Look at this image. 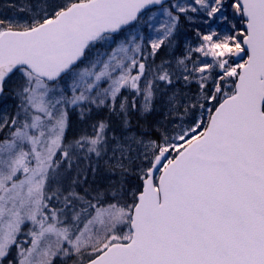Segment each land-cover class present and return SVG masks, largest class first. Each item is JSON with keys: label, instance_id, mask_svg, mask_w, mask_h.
Returning a JSON list of instances; mask_svg holds the SVG:
<instances>
[{"label": "snow or ice", "instance_id": "obj_1", "mask_svg": "<svg viewBox=\"0 0 264 264\" xmlns=\"http://www.w3.org/2000/svg\"><path fill=\"white\" fill-rule=\"evenodd\" d=\"M189 13L217 26L174 70L146 67ZM181 80L198 84L195 102ZM14 82L17 111L0 117V264H264V0H53L0 20V98ZM160 82L176 118L145 139L127 114L136 97L151 112ZM93 107L123 115L124 132L100 121L68 141L69 108L84 119ZM93 156L121 176L142 156L141 185L84 189L78 161Z\"/></svg>", "mask_w": 264, "mask_h": 264}, {"label": "rangeland", "instance_id": "obj_2", "mask_svg": "<svg viewBox=\"0 0 264 264\" xmlns=\"http://www.w3.org/2000/svg\"><path fill=\"white\" fill-rule=\"evenodd\" d=\"M3 1H6V0H3ZM51 2H53V0H11V2L10 3L8 2L7 5L6 3H4L3 5V7H5L6 9L8 6H11V5L15 6V8L10 13H8V9H7L8 14L5 17V20H17V21L30 20L32 18V15H34L39 9L46 8L48 4ZM177 2L187 3L188 0L172 1V3H177ZM233 12H234V9H232L231 7H228L227 13L230 18L233 16ZM188 15L192 17L191 20L187 19L184 14H181V18L179 22H186L187 29L195 28L196 31L193 32L192 34L196 38H197L196 33L198 30L200 31V25L202 23V20L205 21V25L209 21L212 22V18H209L210 19L209 20L205 15L201 13H189ZM207 30L208 28L207 26H205L204 32H206ZM194 37L190 36L182 40V48H183L182 53L183 54H185L188 46H195L197 44V42H194ZM143 44H144V55L148 56V52L150 51V48L148 47V41L147 40L143 41ZM183 56L184 55H181V57ZM145 63H146V67L151 66L152 68H155L156 66H158L157 61H155V57L149 56L148 59L145 61ZM161 84L164 87V84L162 82ZM16 87H17V83L15 82L12 84H7L5 96L0 99V117H3L5 114H7L8 117H11L17 111V108L20 102L15 95ZM195 87L199 91V87L197 86ZM171 91L172 89L170 90V94H171ZM176 91L182 94L185 100H188V101L192 100V102H195L194 97L198 94V91L191 92V90H188L189 94L191 95V96H188V95H185V93H183L179 89L178 90L176 89ZM127 92L128 91H125L123 95H125ZM161 93H162V90L156 93V99L159 97ZM138 98L141 101L140 97ZM165 101L166 100H164L163 104L160 107V112H162L163 115H161V117L158 120V123H160L161 130H163L164 128L171 129L172 128L171 121L176 118L175 113H172L171 115H169V107L165 103ZM140 104H139V109H140ZM107 111L109 112V115L113 113L107 107H102L99 109L93 107L91 113L87 115V116H90L88 119V122L84 121V128L82 130L80 129V126L77 122V118L80 117V110L75 109V108H69V113H68L69 127L66 132L67 140L73 141L83 135L91 136L93 134V125L97 124L100 121L107 122V119H97L101 115L97 116L96 114L100 112L102 113V115H104V112H107ZM140 112L141 114L145 113L141 111V109H140ZM191 118H192L191 115H189L185 119L190 120ZM120 123H121L120 130H117L116 121L113 123V127L109 128L110 136L114 133L115 136L119 137L124 132V121L120 120ZM135 134L141 135L138 133H135ZM0 135H3V133H0ZM143 136L145 139H151V138L146 137L144 134ZM109 156H111V152H109ZM105 159H107V157ZM102 163L103 165H108L104 162L103 159L97 162L94 156L91 159L85 158V159H81L78 161L80 171H82L83 173L87 175V182L83 185L84 189H87L89 192H92L93 194L97 190L104 191V186H107V188L111 187L113 191L117 190V188H120L121 186L124 191H127L129 189L136 190L135 188L134 189L131 188L133 187L132 183L128 187L126 186L125 184L126 179H124L123 176H121V173L118 170L116 172H113V174L114 175L117 174V176H114L115 177L114 180H111L105 166L101 167ZM138 165L146 166V161L143 160L142 156L138 159L134 158V162L130 165V169H129L131 170V174H134L132 175L133 177L140 178L139 169L137 167ZM93 168L96 169L95 173H93L92 171ZM107 181L111 182V184H109Z\"/></svg>", "mask_w": 264, "mask_h": 264}, {"label": "trees", "instance_id": "obj_3", "mask_svg": "<svg viewBox=\"0 0 264 264\" xmlns=\"http://www.w3.org/2000/svg\"><path fill=\"white\" fill-rule=\"evenodd\" d=\"M8 2L10 3L11 0H6V1L0 0V20H5V17L7 16V14L10 13L15 8L14 5L8 6L7 7L8 13H7V9L5 7H3V5H4V3H6V5H7ZM205 26H207V23L205 25V21L202 20V23L200 25V31L201 32H204ZM195 31H196L195 28L187 29L186 28V22H179L178 27H177V31H176V38L173 41V43L170 46H168L167 42H166V46H162L160 48V50L155 55V61H157L158 65H160L162 62L170 61L173 64V69H170V71L174 70L176 59L180 58L181 55H184L182 53V51H183L182 40L184 38H188L190 36L194 37L192 33ZM194 42H198V39L196 37H194ZM195 86L198 87V84L195 81H193L191 84H188L185 86L184 81L181 80L178 84L175 85V90L179 89L183 93H185V95L191 96L189 94L188 90H191V92H197L198 89ZM165 87H167V88H165ZM159 88H160V90H162V93L159 95V97L157 99L154 100L153 110L151 112L141 114L140 109H139V104L141 103V101L139 100L138 97H136V104H137L136 108L132 109L130 107L128 114H127V120L129 122L128 123L129 129L131 131H133L134 133H138L141 135L144 134L146 137L151 138V139H157L159 136L158 130H161L160 129V123H158V120L161 117V115H163V113L160 112V107L163 104L164 100H166V98H167L166 96L163 95V93L168 91L170 94V90L172 89L171 86L164 85V87H163L161 82L159 83ZM125 95L127 96L129 104H130L132 99H133V93L128 91ZM191 102H192V100H191ZM96 115L97 116L101 115L97 119H107L106 123L108 125H110V128L113 127V123L116 121L117 130L121 129L120 120L124 121V119H125L124 116L120 115V114L112 113L109 115L108 111L104 112V115H102V113H100V112L97 113ZM89 117L90 116L86 115L84 117V119H81L80 117L77 118V122L80 126V129L83 130L84 121L88 122ZM85 129H87V128H85ZM103 166H105L110 179L114 180V178H115L114 176H117V174L114 175L113 172H116L117 170H110L109 164L103 165V163H102L101 167H103ZM128 167L130 169V165ZM132 175H134V174H131V170L128 171V174L123 175V178L126 179L125 184L128 187L132 183L133 187H131V188L137 189L141 185L142 181L140 180L139 177H133ZM108 183L111 184V182H108ZM106 189H109V187L107 188V186H104V191Z\"/></svg>", "mask_w": 264, "mask_h": 264}]
</instances>
